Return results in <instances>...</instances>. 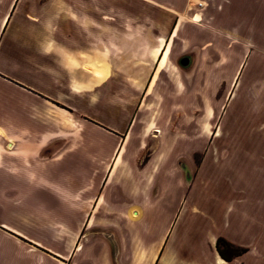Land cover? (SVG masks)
I'll return each mask as SVG.
<instances>
[{"label":"rangeland","instance_id":"374dc122","mask_svg":"<svg viewBox=\"0 0 264 264\" xmlns=\"http://www.w3.org/2000/svg\"><path fill=\"white\" fill-rule=\"evenodd\" d=\"M97 2L108 31L103 52L92 47L90 67L110 78L100 87L103 78L92 77L89 109L123 126L126 142L0 78V155L13 151L3 134L11 126L23 145L42 136L40 149L54 158L86 147L94 175L118 148L120 166L150 174L155 187H171L167 218L106 221L122 231L108 242L120 239L124 264L149 259L159 238L150 229L165 232L155 264H223L214 252L219 238L242 250L230 264H264V0H91V7ZM15 5L0 0V38L11 7L5 30L23 20ZM68 12L60 18L81 21ZM112 27L128 39L121 65L114 62ZM159 44L167 55L154 79L161 57L150 46ZM37 64L24 74L35 78ZM104 184L100 178L97 186Z\"/></svg>","mask_w":264,"mask_h":264},{"label":"crops","instance_id":"0c3cea01","mask_svg":"<svg viewBox=\"0 0 264 264\" xmlns=\"http://www.w3.org/2000/svg\"><path fill=\"white\" fill-rule=\"evenodd\" d=\"M91 5V0H82V4L78 0H16L13 9L23 20L12 24L10 31L5 30L12 7L7 11L0 38V78L68 113L82 115L85 121L94 120L98 128L123 144V126L118 130L102 117L96 119L98 116L89 109L92 77L103 78L100 87L110 78L98 66L101 77L95 76L90 67L94 64L91 49L103 52L108 31L97 12L101 5ZM69 9L81 16L80 22L60 18L68 15ZM91 15L96 19L94 26ZM112 28L114 62L121 65L128 62L122 49V42L128 39L125 30ZM150 47L161 57L156 79L164 71L167 52H160L161 44ZM34 62L38 64L32 79L24 73ZM74 63L77 66H70ZM69 71H77L83 81L71 79ZM151 127L143 130V137ZM10 128L3 129V134L13 151L0 155V264H124L120 239L116 245L108 242L109 236L117 238L122 231L108 228L106 221L167 218L171 187H155L150 174L120 166L123 158L118 148L94 175L86 147L54 158L51 151L40 149L42 136L23 145L18 142L19 131ZM12 171H16L15 177L19 175L17 179ZM100 178L105 183L102 187L97 186ZM237 219L245 220L241 216ZM225 221L229 228V217ZM151 232L159 238L152 244L149 259L143 258L140 263L132 259L127 264H155L165 232ZM225 238L232 241L229 235ZM214 252L223 264L231 263L222 260L216 249Z\"/></svg>","mask_w":264,"mask_h":264},{"label":"trees","instance_id":"16d2710c","mask_svg":"<svg viewBox=\"0 0 264 264\" xmlns=\"http://www.w3.org/2000/svg\"><path fill=\"white\" fill-rule=\"evenodd\" d=\"M216 251L220 258L226 262H230L235 256L242 254V250L234 249V247L220 238L216 240ZM228 252L229 254H227Z\"/></svg>","mask_w":264,"mask_h":264},{"label":"water","instance_id":"95a60500","mask_svg":"<svg viewBox=\"0 0 264 264\" xmlns=\"http://www.w3.org/2000/svg\"><path fill=\"white\" fill-rule=\"evenodd\" d=\"M181 64H182L183 66L186 65V64H187V60L184 59V60L181 62Z\"/></svg>","mask_w":264,"mask_h":264},{"label":"bare ground","instance_id":"6f19581e","mask_svg":"<svg viewBox=\"0 0 264 264\" xmlns=\"http://www.w3.org/2000/svg\"><path fill=\"white\" fill-rule=\"evenodd\" d=\"M94 75L97 76V77H101L99 72H94Z\"/></svg>","mask_w":264,"mask_h":264}]
</instances>
